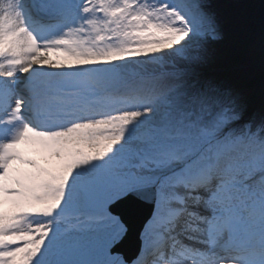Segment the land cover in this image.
Segmentation results:
<instances>
[{"label":"snow or ice","instance_id":"obj_1","mask_svg":"<svg viewBox=\"0 0 264 264\" xmlns=\"http://www.w3.org/2000/svg\"><path fill=\"white\" fill-rule=\"evenodd\" d=\"M141 3L142 30L164 43L89 58L52 48L89 19L90 0H20L21 35L0 37L6 186L33 163H55L42 126L99 94L93 74L68 71L110 66L96 82L134 93L141 103L130 110L142 115L106 159L71 177L46 235L0 241V264H264V109L248 110L233 86L220 0ZM130 57L152 59L119 66Z\"/></svg>","mask_w":264,"mask_h":264},{"label":"rangeland","instance_id":"obj_2","mask_svg":"<svg viewBox=\"0 0 264 264\" xmlns=\"http://www.w3.org/2000/svg\"><path fill=\"white\" fill-rule=\"evenodd\" d=\"M90 3L89 19L84 25L61 37V43H52L50 45L52 48L71 53L76 58H89L106 55L113 51L134 52L165 42L159 38L160 34L157 31L142 30L149 10L144 7L141 0H90ZM220 7L224 18L229 16L221 2ZM109 70L110 66L89 65L68 71L66 74L81 77L85 74H93L91 83L96 86L98 93L100 91L104 97L109 98L115 97V94L105 92L94 81L95 74ZM114 106L109 109L113 108L117 112L120 108L118 113L104 116L99 120L79 123L76 129L70 128L57 137L53 136L51 144L41 142L46 150H58L60 158L55 163L46 161L48 166L33 163L32 166L36 171L31 173L27 180L21 179L18 182L22 189L30 187L20 199L25 203L20 209L51 211L49 212L51 218L61 211V204L64 200L63 189L70 182L66 180L69 173L99 163L101 157L106 159L107 155L111 154L108 152L109 147L114 144L115 147H119V144L115 143L116 140L119 138L120 143H123L122 137L127 135V130L142 118V115H136L134 111H131L132 108L125 107L119 102ZM134 116L135 119L129 122ZM36 182H39V187H36ZM50 221L38 225L40 229L36 231H31L29 227L32 225L26 223L27 230L17 236L24 240L35 239L36 236L42 234L46 235L45 229L48 228Z\"/></svg>","mask_w":264,"mask_h":264},{"label":"trees","instance_id":"obj_3","mask_svg":"<svg viewBox=\"0 0 264 264\" xmlns=\"http://www.w3.org/2000/svg\"><path fill=\"white\" fill-rule=\"evenodd\" d=\"M229 14L226 22V51L236 64L232 83L248 110L259 114L264 109V26L257 17L259 0H220ZM263 38V39H262ZM258 48H254L255 46ZM139 57L118 62L121 67L135 68L150 63ZM134 95V93H131ZM130 97L131 99H137ZM129 98V97H128Z\"/></svg>","mask_w":264,"mask_h":264},{"label":"bare ground","instance_id":"obj_4","mask_svg":"<svg viewBox=\"0 0 264 264\" xmlns=\"http://www.w3.org/2000/svg\"><path fill=\"white\" fill-rule=\"evenodd\" d=\"M20 0H0V37L8 36H20L22 31L21 17L18 15V7ZM76 35V33H75ZM28 53L21 51L18 59H26ZM7 61H5L6 63ZM76 129V128H74ZM48 140L43 141L46 144H51L53 142V137ZM1 147V146H0ZM1 149H0V163H1ZM75 171H71L66 180H70L72 176L75 175ZM30 175L26 176L24 180H27ZM36 187H39V182L35 183ZM25 187L22 192H12L13 190H0V233L4 227L8 226L9 223L15 218L14 213L20 210L22 205H25L22 199L24 197ZM38 192V191H37ZM24 209V208H22Z\"/></svg>","mask_w":264,"mask_h":264},{"label":"water","instance_id":"obj_5","mask_svg":"<svg viewBox=\"0 0 264 264\" xmlns=\"http://www.w3.org/2000/svg\"><path fill=\"white\" fill-rule=\"evenodd\" d=\"M257 17H258L259 22L264 26V0H259L258 8H257Z\"/></svg>","mask_w":264,"mask_h":264}]
</instances>
